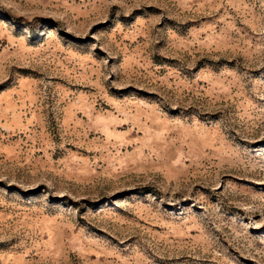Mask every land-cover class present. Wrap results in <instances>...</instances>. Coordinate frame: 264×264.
Wrapping results in <instances>:
<instances>
[{"label": "rangeland", "instance_id": "1", "mask_svg": "<svg viewBox=\"0 0 264 264\" xmlns=\"http://www.w3.org/2000/svg\"><path fill=\"white\" fill-rule=\"evenodd\" d=\"M0 264H264V0H0Z\"/></svg>", "mask_w": 264, "mask_h": 264}]
</instances>
